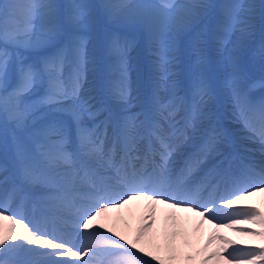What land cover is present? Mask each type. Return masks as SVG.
<instances>
[{
    "label": "snow or ice",
    "instance_id": "snow-or-ice-1",
    "mask_svg": "<svg viewBox=\"0 0 264 264\" xmlns=\"http://www.w3.org/2000/svg\"><path fill=\"white\" fill-rule=\"evenodd\" d=\"M96 7L88 0H70L63 5L54 0H4L0 3V114L15 128L25 129L30 112L25 97L33 88L42 85L45 94L41 102L51 111L67 117V120L53 119L32 132L30 149L17 143L16 154L22 162L25 179L45 187L40 201L54 209L73 207L80 196L81 185H87L95 192L92 207L78 212L79 218L73 225L82 230L85 237L86 242L79 247L64 240L57 242L55 238H47L20 219L5 215L7 209L0 206V264H24L12 257L28 245L51 250L44 255L69 258L53 260L52 264H173L175 249L170 246V254L165 258L152 250L149 240L160 205L193 212L202 218V222L207 214L208 223L217 220L215 209H230V222L220 220L214 224L216 228L232 229L240 223L260 226L259 231L245 233L259 238V242L248 249L232 247L229 250L235 241L219 235L209 237L200 253L199 264H264V213L255 205L234 207L247 197L264 192V167L257 173L255 165L249 162L244 165L243 175H238L232 168V161L226 157L193 186L189 176L201 162L199 156L185 161L179 169L174 168L171 160L173 137L162 127L167 121L174 137H182L184 128L189 127L197 115L205 114L213 99L214 88L204 69L206 60L202 53L197 60L199 70L185 97L176 96L174 91L167 99L159 94L161 89L174 88L170 83L169 67L175 56L162 36L197 23L204 10L213 5L204 0L188 3L160 0L156 4L114 0L99 6L109 17L145 29L155 37L153 64L158 76L147 108L136 113L129 112L133 106L128 84L129 41L113 36L106 45V55L110 59L106 98H98L91 87H85L89 65L94 68L96 62L89 51L87 35L93 28ZM253 8L254 5L241 2L222 5L217 43L221 64L227 73L223 85L230 89L245 126L264 148V101L257 105L247 101L237 71L235 49L228 47L229 38L238 26L241 32L250 27ZM61 35L65 36L64 43L40 64L25 63L16 54L18 49L35 48L55 41ZM260 54L264 56V46ZM11 74H15L16 85L10 91ZM108 104H115L120 109L115 121L109 114L99 123L84 124L85 118L94 120L102 111H109ZM179 111L185 113L182 127L175 121ZM250 115L255 117L258 128ZM109 127L111 136L108 135ZM218 137L219 133H214L212 141ZM139 139L148 141V149L144 164L137 167L135 161L142 159L134 155ZM106 141L112 144L107 152L103 149ZM117 145L123 152L119 158L116 157ZM156 157H159L158 161ZM214 180L230 186L227 195L219 201L209 199L207 204L197 203L196 194ZM113 184L124 188L115 199L109 198L106 191ZM12 192H16L15 187ZM135 200L146 201L148 211L132 239L100 222L105 213L121 209ZM171 219L175 221L174 213ZM176 235L177 232L172 233L173 238ZM216 240L221 242L220 247L209 251ZM193 259L189 257V260Z\"/></svg>",
    "mask_w": 264,
    "mask_h": 264
},
{
    "label": "bare ground",
    "instance_id": "bare-ground-1",
    "mask_svg": "<svg viewBox=\"0 0 264 264\" xmlns=\"http://www.w3.org/2000/svg\"><path fill=\"white\" fill-rule=\"evenodd\" d=\"M110 2H114V0H94L93 5H96L97 7L94 9L93 29H95L96 26L99 24L100 25L104 24V22H106L107 24L108 23L112 24V22H110V20H114L117 23H121V21L114 19L112 17H109L104 12L105 9H103L102 7H99L100 5H103L105 3H110ZM217 2H218V0H215L214 4H211V5H213L212 8L204 10V13L200 18L202 23L204 22L205 18L209 15L210 16L208 18L207 24H209V20L212 18V16H214V21L216 19H220V16L218 15L217 11H215V7H216L215 4ZM147 3L156 4V3L151 2V1H148ZM176 3H186V1L185 0H177ZM261 3H262V0H255L254 3H253V0H245L244 1V4L254 5V8L251 10V15L249 18L250 27L247 30L251 34L253 33L252 34L253 36H248V35L240 36L237 33H235L233 35V38L230 40L231 43L228 44V47L234 48L235 51L238 50L237 55L241 51L244 52L245 51V50H243L244 48H246L247 52L257 51L259 44H260L259 41L264 40V26L262 24H260L259 15H258V10L260 8ZM217 21L220 22L219 20H217ZM252 21H254V23H252ZM193 25H191L190 27H192ZM127 26H129V25H126L125 27H127ZM190 27H188V28H190ZM122 28H124V27H122ZM188 28L181 29V30L174 31V32H166L167 38L165 40V43L170 45V47L172 48V50L174 52V56H175L174 63L169 67V71L172 73L170 83L174 84V88H172V89H161L159 94L163 98L166 95L167 96L171 95V93L173 91L175 92L176 96H179L178 92L184 91V88H186V95H187V93L189 92V89H190V81H192L194 75L197 72V63L194 61H191V59H190L191 57H193V55L191 54L192 51L190 49L188 51L187 46L184 45V42H183V34L182 33L185 30H187ZM257 30H259V32ZM208 31L211 32L210 37L208 36L209 45L205 46L204 38L206 37ZM132 33L138 34L140 41H141V39H143V41H144L145 40L144 38L146 36L148 37L147 41H149V44L147 46H142V49H143L142 60H143V64L145 67V77H146L147 83L149 85V90H148V93L146 94V96L141 97V102L139 101L140 97H138L139 96V91H138L139 88H138V82H137V78H138L139 73H140V68L137 64L132 65V62L128 63V67H129L128 84H129V89H130V95L133 98L132 99L133 106L129 109V112L130 113H136V112H140L142 109L147 108L149 101H150V98H151L152 93H153V89H154V86L156 83V78L158 76V73L155 70L154 64H153V61L155 59V57L153 55V51L155 48V44H154L155 37L152 34H150L147 30L139 28V27H135V30ZM215 33H216L215 28H213L211 30L209 28V26H207V31H206V34L204 35V37L198 38L197 42H194V44L192 45V46H194L193 47V50L195 52L194 55H199L200 53H203V51L205 52V49L209 52V55H210L209 60L211 62L212 68L210 69L211 72H210V70H208L206 68H205V71L211 77V81L213 82L215 93H217V96H216V100L213 104H212V101H210V103L208 104L207 109L205 111V114L197 115V117L192 121L191 125L188 127V130H190L192 133H195V132L201 130L204 126H211L214 122H218L217 126L215 128H213V127L212 128L218 133L221 132L220 135L222 133L228 134V133H231L233 131H237V132L241 133V132H244L243 129L246 127L245 122L243 119L240 118V111L236 106V103L233 99V96H232L230 89H228L227 87H225L223 85V81H224L225 77L222 74L223 66L221 64V58H220V54L218 51L219 45L217 43V39H215L213 36ZM121 34H122L121 32H117L118 37H120L122 40L129 41L126 35H123V34L121 35ZM237 37H238V39H237ZM255 38H257L258 42L253 44V42L256 40ZM179 39H181L180 42H178ZM97 41L95 38H90L88 48H89V51L94 54L96 62H95L94 68L92 65H89L90 70L86 74V79H87L86 85L93 89L94 94H96V91L98 90V88H96V86H94V81L96 80L97 71H98L96 68L97 63H98L97 53H98V50L101 51L102 50L101 48L103 47V43H97ZM54 43H55V41H52L50 43H47V44H44V45H41V46H38L35 48H29L28 50H31L33 52L31 54H26L27 49L26 50L23 48L18 49L16 51V54L24 62L28 63L29 61L36 60L35 56H39L38 54L41 53L42 50H44L43 49L44 46H49L52 49ZM38 48L40 50H38ZM239 48H241V49L239 50ZM22 50H23V52H22ZM260 52H261V48H259V53ZM133 53L134 52H132L130 54L133 55ZM234 55H235V52H234ZM259 56H261V55H259ZM251 58H253V57H251ZM252 66H253V69L250 72H251V77H254L253 78L254 81H252V84H254V83H258V81H256V80H260V79L264 78V58L263 59L260 58L256 63H253ZM10 79H12V80L15 79V81H13V84H11L9 81V84H10L9 87L10 86L15 87V85H16L15 74H11L9 77V80ZM241 79L242 78H240V83L243 81H246L245 78L242 79L243 81H241ZM242 84H244V83H242ZM252 84H250L249 87H251ZM106 85H107V83H106ZM150 86H152L151 90H150ZM38 89L33 88L32 91L29 94H27V97H25V102L27 105L31 104L29 102L30 100H31V102H33V101L36 102L37 97L39 95H41V91H40L41 88L39 90ZM250 97H252V96H250ZM250 97L246 98L248 102H250V99H251ZM135 98L138 99L136 102H134ZM38 99H39V101H41V98H38ZM261 101H264V97L261 98ZM259 103H260V101H259ZM259 103H256V105ZM110 105L112 106L113 110L119 115L120 114L119 107L115 104H110ZM43 107L45 109V105ZM214 109H215V111H214ZM49 111H51L50 108H49ZM41 112H43V111H41ZM45 112H47V111H44V113ZM32 115H34V114H32ZM47 115H50L49 117L51 119H55L56 115H57L56 118H58V116H60L62 114L58 113V112H51V113H48ZM184 116H185V113H184ZM1 117L4 118L2 116V114H1ZM28 117H29V115H28ZM37 122H38V127H42L43 125L47 124L49 121H46L45 119H39V121H37ZM28 123L29 122H27V125H28ZM194 124L197 125L196 128H192V126ZM87 126H89L88 123H87ZM182 126L183 125L180 124L178 127H182ZM28 127H25V129H23L22 131L23 132H24V130L28 131L27 130ZM162 127H163L166 134L173 133L172 128L166 127V126H164V124L162 125ZM257 128H258V126H257ZM2 130L8 131V132H6L7 134L6 133L2 134V132L0 133V140H1V143L3 144L4 152H5L6 146H7V148L10 146L12 149L11 152L13 151V155L10 156L9 160H8L9 163L11 162V160H14V164H13L15 166L14 168L12 167V165L10 163V169L9 170L11 171L10 172L11 176L15 180H21L23 182L28 183L29 181L25 179V176L23 174L22 162L20 161V159L17 157V154H16L17 143L21 142L22 140L18 139L17 136L12 134L9 131V129H6V130L2 129ZM249 136L252 139H255L257 141L256 147L260 149L262 146H261L260 142L258 141V138H253L252 132H250ZM23 140H25V138ZM195 141H197V140H194V141L190 140L189 143L193 144V143H195ZM21 144L24 145L26 149H30V147H31V143L28 146L26 144V142L22 141ZM249 145H251V143ZM103 149H104V145H103ZM6 153L8 154V152H6ZM6 158L8 159V157H6ZM1 163H0V167L2 168L3 164H1ZM24 163H27V161H25ZM12 168H13V170H12ZM258 172H260V171H257V173ZM7 177H8V174H7V176L6 175L4 176V178H7ZM5 183H7V182H5ZM36 183L41 184L39 182H36ZM12 186L14 187V184H12ZM31 190H32V188H31ZM2 191L3 190H1V192ZM36 192H38V191H36ZM122 193L123 192H120V191H111L110 193H108V195H109V198L115 199L116 197H118ZM9 196H10V193H9ZM215 197L216 196L214 194L213 198H215ZM4 201H6V203H8V201H9L8 197H5ZM140 203L141 202L136 203V201H131V205L134 208H136L138 205H140ZM249 204L257 205L259 207L260 211L262 213H264V192L255 193L254 195L247 197V199H245L241 202V205H249ZM0 206L7 208L6 204L2 203L1 201H0ZM91 207H92V205H86L84 208L80 207L78 212L87 211ZM9 209L14 210V214L12 215L14 218H17L16 215H18V214L23 215V212H24L23 207L20 205H17V206L13 205ZM123 209H124V207L121 209H114L108 213H105L104 216H102V218L100 219V222L105 223L108 227L113 228L115 231L121 233L126 238L132 239L136 235L141 224L144 222L143 217L147 214L148 208H147V205L141 207L140 215L135 217V219L139 221L140 225H139V227H137L135 229H134V227H132V229L130 228V230L127 229V227L121 222V220L118 216V210H121V212H123ZM172 212H174L172 209H167L163 205L157 206V212H156V216H155V224L153 225V229H152L151 233L149 234V240H150L152 250L158 251L161 256L167 258L170 254L169 253V247L171 246L175 249V252H174L175 260H174L173 264H199L200 253L203 250L206 241L209 239L208 238L205 241L200 252L198 254H196L195 253V251L197 250L196 248L200 244L199 238H201L203 235L202 231H203V227H204V222H202V218L199 216L193 217V215L195 214L193 212L180 211L181 212L180 215L183 217V219L181 220L180 217H179V219H178V217H175V221H174L175 227H173L174 222L171 219ZM4 214L8 215V214H6V212ZM131 216L129 217V216H127V214L124 213V218L126 219V221L133 226L134 223H137V221H135L133 223V217H131ZM194 218H197V219L195 220ZM77 219H78V217H76V220ZM219 219L220 220H226L224 218V216H221ZM57 220H58V218H57ZM76 220L70 219L69 221H66V224L70 225L72 222L75 223ZM191 220H193V223H191ZM184 222H185V224L188 227V230L190 232V240L185 239L186 234H185V231L182 229V224ZM4 223L7 224V222H4ZM205 223L208 225L212 224V223H208V222H205ZM255 225L259 226L258 224H255ZM72 230H74L72 227L68 229L69 232ZM95 230L96 229L94 228L93 231H95ZM36 231L46 234L48 236L47 238H55V239L63 238L64 239V237H66L67 238L66 242H68L69 244L73 243V240L70 239L71 237L68 238L69 235H67V234L66 235H60L56 231L49 232V230L47 228H44L41 226H38ZM223 231H225V230H222V228H216L213 225V229L209 233L211 234V236L219 235V236H223V237L227 238L224 235ZM230 231L232 234H236V235L239 234V233L234 232V230H230ZM173 232L178 233V235H176L174 238L172 237ZM78 234H80V235L78 236V240L74 244H77V246L79 247V246H82L86 241H85V237L83 235L82 230H80ZM241 242H242L241 245H232V246L237 248V247L242 246L243 244L255 245L259 242V238L254 237V236H248L245 234L244 236H242ZM20 243H22V241ZM220 243L221 242L219 240L214 241L213 244L210 246L209 251H211L212 249H215V248H219ZM232 246H230L229 250L231 249ZM39 249H41L40 246L28 245V246H26L25 249H21V250H22L23 254H30L36 250L37 257H36V259H34V260H36L34 263L38 264V263H44V261H46L50 257V255H44L45 253L51 252V250L47 249V248L41 249V250H39ZM246 249H248V248H246ZM190 256L193 257L194 259L189 260ZM27 258H29V257H27ZM14 259L18 260L17 258H14ZM29 259L31 260V258H29ZM58 259H59V257H56L53 260H58ZM53 260H51L50 262H53Z\"/></svg>",
    "mask_w": 264,
    "mask_h": 264
},
{
    "label": "rangeland",
    "instance_id": "rangeland-1",
    "mask_svg": "<svg viewBox=\"0 0 264 264\" xmlns=\"http://www.w3.org/2000/svg\"><path fill=\"white\" fill-rule=\"evenodd\" d=\"M55 1V3H57V4H59V5H63V4H66V3H68V2H70V0H54ZM146 1L147 0H136V2H143V3H146ZM206 2H210L211 0H205ZM240 2H244L245 0H239ZM238 0H223L222 1V4L220 5V12L218 13V15L220 16V19H216L215 21H214V23H215V25H214V28H215V31H216V33H217V26H218V24L220 23V22H218L217 20H219V21H221V19H222V15H221V13H222V9H221V6L222 5H224V4H229V3H235V2H239ZM255 0H253V2H254ZM2 2H4V0H0V3H2ZM88 2L89 3H91L90 2V0H88ZM148 2V1H147ZM160 2V0H156L155 1V3H159ZM177 2V1H176ZM188 2H197V0H188L187 1V3ZM261 6H264V0H262V3H261V5H260V7ZM217 8H218V6H216L215 7V11H217ZM104 12L106 13V11L104 10ZM264 15V14H263ZM210 16V15H209ZM209 16H207L206 18H205V20H204V22H203V25L199 28V34H200V36H199V38L200 37H204V35L206 34V31H207V26H208V18H209ZM264 20V19H263ZM102 22V21H101ZM110 22H113V20H110ZM115 22V21H114ZM264 22V21H263ZM105 24H107L106 22H104V24L101 26L100 25V27H99V25H98V30H92L90 33H88L87 35L89 36V38L90 37H93V38H99V40L100 41H102V43H103V52L105 53V55H106V51H105V49H106V45H107V43H108V41L113 37V36H115L114 35V32L112 31V30H114V28H116V27H125L126 25H128V24H126V23H123V22H121V23H108V25H105ZM123 24V25H122ZM126 24V25H125ZM110 25V26H109ZM128 28H126V30H128V29H133L134 28V26H131V25H129V26H127ZM97 29V28H96ZM112 29V30H111ZM106 30V31H105ZM126 30H124V31H126ZM130 31H132V30H130ZM108 32V33H107ZM133 32V31H132ZM238 32H240L239 34H242V35H245V34H248L247 32H249V31H247L246 33L245 32H241L240 30H239V26H238V28H237V30L236 31H234L232 34H231V36H230V40L233 38V35L235 34V33H238ZM211 33V32H210ZM192 34H194V33H192ZM253 34V33H252ZM250 32H249V36H253ZM166 33H164V35H163V37H162V40L163 41H165V38H166ZM65 37V36H64ZM210 37V36H209ZM164 38V39H163ZM194 36H191L190 37V40L189 41H193L194 40ZM135 39V40H134ZM237 39H238V37H237ZM60 40H62V39H56L55 40V43H54V45H53V48L51 49L52 51H54V49H55V47L58 45V42H60ZM134 41V42H133ZM64 42V41H63ZM138 42V39L137 38H135V37H130V43L131 44H135V43H137ZM262 42H264V40L262 41ZM256 43V40L253 42V44H255ZM61 45V44H60ZM264 45V43H262V44H260L259 45V47H261L262 48V46ZM49 47V46H48ZM244 48V47H243ZM44 50L46 49V48H43ZM241 48H239V50H240ZM245 49V48H244ZM26 50V49H25ZM38 50H40L39 48H38ZM48 52H50V50H48V48L46 49ZM17 51V50H16ZM22 52H23V50H22ZM243 52V51H242ZM245 53H247V51L245 50L244 51ZM257 52H258V50H257ZM31 53H33L31 50H28L27 49V51H26V54H31ZM237 53H238V50H236L235 51V57H236V55H237ZM251 54H253V55H251ZM250 55H247L246 54V58L245 57H243V55L242 56H238L236 59H238V63H236V65H237V69L239 70V72L241 73V74H243V73H245V72H249V69L251 68V65H250V62L251 61H256L257 62V59L258 58H260V57H262V56H259L260 55V53H259V55H258V57L256 56V53H251ZM39 56H38V59L36 60V61H34V62H37V64H38V62H42L46 57H50L51 56V54L50 53H39L38 54ZM107 55H106V59H107ZM251 57H253V58H251ZM39 59H40V61H39ZM131 61H134L135 59H133V58H131L130 59ZM250 60V61H249ZM143 61V60H142ZM110 63V59H108V61H107V65ZM32 64V63H31ZM239 64V65H238ZM210 72H211V70H210ZM222 74H223V76L225 77L226 76V70L223 68V71H222ZM250 74H251V72H250ZM242 79L243 78H245V77H241ZM13 79V78H12ZM12 79H10L9 81H11ZM242 79H241V81H242ZM210 80H211V77H210ZM12 82V84H13V80L11 81ZM192 82V81H191ZM243 83H246V81H243ZM14 86V85H13ZM37 88L39 87V85L38 86H36ZM252 87V86H251ZM13 87H11V89H12ZM39 88H41V87H39ZM249 90V89H248ZM11 91V90H10ZM40 91H43V90H40ZM250 92V91H249ZM249 92H248V94H249ZM44 94H45V91L44 92H42V96L41 95H39L38 97H37V99H36V102L35 101H33V102H31V100L29 101L31 104H29L28 106H29V109H30V112H29V117L27 118L28 119V122L30 123H28V125L26 126V127H28V131H26V130H24V132L22 131V133L21 134H18V133H16V131L15 130H11L10 132L12 133V134H14L15 136H17V138L18 139H20V140H22L23 142H26V144L28 145V142H29V137H30V134L32 133V132H34L36 129L38 130L39 128H41V127H38V122L37 121H39V119H41L44 115H46L47 114V112L48 113H51V112H49V106H47V105H45V104H43L41 101H39V99L38 98H41L42 99V97L44 96ZM26 97H27V95H26ZM45 105V109H44V106ZM41 111H43V112H41ZM44 111H47V112H45L44 113ZM41 112V113H40ZM32 114H34V115H32ZM41 114V115H40ZM39 115V116H38ZM3 116V115H2ZM56 117H57V115H56ZM55 117V119H62V115H60V116H58V118H56ZM0 128L1 129H10V128H12L14 125L12 124L11 125V121H7L6 123H2V122H4L5 121V119L4 118H2L1 117V114H0ZM87 120H88V118H85V121H84V124L86 125V122H87ZM5 124V125H4ZM0 129V130H1ZM34 129V130H33ZM14 133H13V132ZM2 132V131H1ZM6 132H8V131H3L2 132V134H5ZM7 134V133H6ZM22 135V136H21ZM28 139V140H23V139ZM21 141V142H22ZM21 142H19L20 144H21ZM0 146H2V149L0 148V156L1 157H3L4 158V160H5V162L7 163V164H4L3 166H2V168L0 169V174L1 173H3V172H5V173H7L8 174V177L7 178H3V176H0L1 178H0V180L2 181H0L1 183H0V194H1V189H4V185L6 184L5 182H7V181H11V179H10V176L9 175H11V171L9 170L10 169V163H11V165H12V167L14 168L15 166L13 165L14 164V160H11V162L9 163L8 162V160H9V157L10 156H12L13 155V151L11 152V147L9 146L8 148H7V146H6V149H5V152H4V147H3V144L1 143V140H0ZM6 152H8V154L6 153ZM7 154V155H6ZM6 155V156H5ZM1 157H0V159H1ZM6 157H8V159L6 158ZM13 168H12V170H13ZM3 179V180H2ZM7 180V181H6ZM19 181H21V180H19ZM22 183H23V185L24 186H26V187H28V188H32V190L34 189V187H33V185L31 184V183H33V182H23V181H21ZM36 183V182H35ZM38 191V190H37ZM93 203V202H92ZM129 207V205L126 207V208H128ZM121 213V212H120ZM74 231L75 230H73V233H74ZM80 231V230H79ZM79 231H77V233H79ZM226 232H229L228 230H225V234H227ZM80 234H78V236H79ZM245 235V233L242 235V236H244ZM75 236V235H74ZM78 236L75 238V239H73V236L71 235V238L70 239H72L73 240V243L72 244H74L77 240H78ZM66 237H64V240L66 241ZM242 239V238H241ZM242 243V242H241ZM77 245V244H76ZM39 250H41V249H39ZM36 251V250H35ZM200 252V251H199ZM198 252V253H199ZM197 253V254H198ZM31 254V253H30ZM22 255V251H21V249L20 250H18L17 251V253L14 255V257H16V256H21ZM54 258H56V257H51V259H54ZM64 258H66V257H64ZM63 257H59V259H64ZM36 259V258H35ZM36 260H34V261H31V262H33V264H34V262H35ZM38 264H41V263H38Z\"/></svg>",
    "mask_w": 264,
    "mask_h": 264
}]
</instances>
